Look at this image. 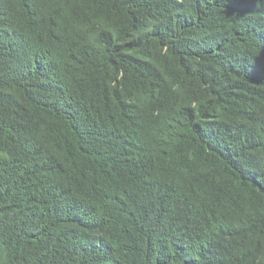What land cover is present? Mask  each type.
Returning <instances> with one entry per match:
<instances>
[{
  "label": "trees",
  "instance_id": "obj_1",
  "mask_svg": "<svg viewBox=\"0 0 264 264\" xmlns=\"http://www.w3.org/2000/svg\"><path fill=\"white\" fill-rule=\"evenodd\" d=\"M0 264H264V0H0Z\"/></svg>",
  "mask_w": 264,
  "mask_h": 264
}]
</instances>
